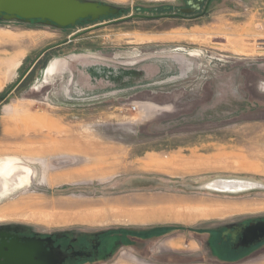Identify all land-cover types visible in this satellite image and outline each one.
Here are the masks:
<instances>
[{
	"label": "rangeland",
	"instance_id": "obj_1",
	"mask_svg": "<svg viewBox=\"0 0 264 264\" xmlns=\"http://www.w3.org/2000/svg\"><path fill=\"white\" fill-rule=\"evenodd\" d=\"M99 1L143 16L0 19V226L102 235L107 254L81 264H217L210 232L264 216V0L193 20L160 16L182 0Z\"/></svg>",
	"mask_w": 264,
	"mask_h": 264
},
{
	"label": "flooded vegetation",
	"instance_id": "obj_2",
	"mask_svg": "<svg viewBox=\"0 0 264 264\" xmlns=\"http://www.w3.org/2000/svg\"><path fill=\"white\" fill-rule=\"evenodd\" d=\"M182 1V4L173 7L174 10L167 13H174V15L166 16L187 20L197 19L207 12L212 0ZM193 6L198 9L193 12L177 10V8H190ZM1 229L22 236H34V234L27 233L25 229L20 226H7ZM160 231L162 232L161 235H164L169 229ZM196 232L199 234L205 233L204 230ZM210 233L211 234H209L208 239L206 240V243H208L207 245H209L207 246L209 250L206 252L209 257L214 259L215 263L260 264L264 261V216L234 220L219 226V228ZM155 236L158 237L160 235L152 234L151 237ZM37 237L45 239V244L47 245L48 250L56 254L48 264H81L89 261L97 262V260H99L101 256H105L109 250V244L102 241V235L69 238L64 234H53L38 235ZM136 237L139 239L146 238L143 236Z\"/></svg>",
	"mask_w": 264,
	"mask_h": 264
},
{
	"label": "water",
	"instance_id": "obj_3",
	"mask_svg": "<svg viewBox=\"0 0 264 264\" xmlns=\"http://www.w3.org/2000/svg\"><path fill=\"white\" fill-rule=\"evenodd\" d=\"M197 9L195 6L177 8L184 12H193ZM124 12L126 9L122 6L99 0H0L2 20H17L24 23L35 21L60 29L75 27L85 20L97 21L114 16L117 18L112 21H118L143 16L136 14L121 17ZM166 15L174 13L160 16ZM74 37L75 34L72 38ZM7 226H0V264H48L56 256L48 250L45 239L36 235L22 236L1 229Z\"/></svg>",
	"mask_w": 264,
	"mask_h": 264
},
{
	"label": "bare ground",
	"instance_id": "obj_4",
	"mask_svg": "<svg viewBox=\"0 0 264 264\" xmlns=\"http://www.w3.org/2000/svg\"><path fill=\"white\" fill-rule=\"evenodd\" d=\"M94 67H95V65H94ZM97 70L100 71V73H106V74H109V73L113 72V70H110V69L106 68L105 66H99V67H97ZM211 184H215L218 188H222V189L239 190V189H243L245 187L250 186L252 183H250L248 181H245L243 179H240V178L230 179V180L221 178V179L214 180V182H212ZM150 217L152 219L153 218V214ZM61 218L64 219V220H69L71 217L62 215ZM178 219L186 220L185 217L184 218L183 217H179Z\"/></svg>",
	"mask_w": 264,
	"mask_h": 264
},
{
	"label": "crops",
	"instance_id": "obj_5",
	"mask_svg": "<svg viewBox=\"0 0 264 264\" xmlns=\"http://www.w3.org/2000/svg\"><path fill=\"white\" fill-rule=\"evenodd\" d=\"M73 34H74V32L73 33H71L69 36V38L67 39V40H65V41H63V42H61V43H58V44H56V45H54V46H51L50 48H47L45 51H43L42 53H41V55L38 57V60L40 61V59H43L48 53H50L51 51H53L54 49H56L58 46H63V45H66V44H69L70 43V41H72L73 39H76L75 37L74 38H72V36H73ZM59 51V50H58ZM36 62H34V64H35ZM95 68V69H94ZM93 68V70H95L97 73H100V71H98L97 70V67H94ZM30 70V69H29ZM141 222V221H140Z\"/></svg>",
	"mask_w": 264,
	"mask_h": 264
},
{
	"label": "trees",
	"instance_id": "obj_6",
	"mask_svg": "<svg viewBox=\"0 0 264 264\" xmlns=\"http://www.w3.org/2000/svg\"><path fill=\"white\" fill-rule=\"evenodd\" d=\"M167 9V8H169V6H164L163 7V9ZM126 12H128V10H126ZM111 17H114V16H111ZM1 19V18H0ZM2 20V19H1ZM2 21H6V20H2ZM88 22V20H85V21H82V22ZM82 22H79V23H82ZM31 23H34V24H38L37 22H35V21H33V22H31ZM78 23V24H79ZM69 28V27H68ZM0 97H2L1 99L3 100L5 97L4 96H0ZM166 229H169V230H171L172 229V227L171 228H169V227H167V226H164V227H160V228H153L152 229V231H158V230H166ZM128 232L129 231H125V234H128ZM132 234V233H131Z\"/></svg>",
	"mask_w": 264,
	"mask_h": 264
},
{
	"label": "built area",
	"instance_id": "obj_7",
	"mask_svg": "<svg viewBox=\"0 0 264 264\" xmlns=\"http://www.w3.org/2000/svg\"><path fill=\"white\" fill-rule=\"evenodd\" d=\"M134 108H136V106H134Z\"/></svg>",
	"mask_w": 264,
	"mask_h": 264
}]
</instances>
